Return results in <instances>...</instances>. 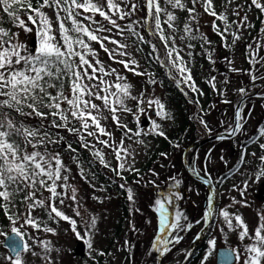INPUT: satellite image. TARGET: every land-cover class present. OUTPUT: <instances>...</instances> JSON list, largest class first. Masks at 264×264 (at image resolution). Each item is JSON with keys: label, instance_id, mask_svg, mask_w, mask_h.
<instances>
[{"label": "snow or ice", "instance_id": "1", "mask_svg": "<svg viewBox=\"0 0 264 264\" xmlns=\"http://www.w3.org/2000/svg\"><path fill=\"white\" fill-rule=\"evenodd\" d=\"M224 5L223 10L217 11L215 0H143L142 4L138 0H0V214L6 218L10 228L8 232L0 231V236L4 237L0 246L7 250V254L0 256V264H29L27 257L39 258L42 264H60L52 253L59 256L61 249L54 247L52 241L44 236L58 235L49 221L55 224L68 222L74 237L86 245L89 254L94 251L101 257L110 255L94 248V237L99 232L98 217L89 213L87 208L82 214L78 189L69 182L71 169L65 164L60 148L63 146L73 154V163L82 179H87L91 171L90 167L85 168L87 163L98 164L126 180L124 172L140 174L135 168L138 153L132 145H144L141 136L167 138L156 119L151 120L146 129L137 127L135 130L122 122L123 114H133L137 124L141 123L128 102L134 101L141 114L146 111L143 107L146 104L159 120H171L172 115L159 97L146 96L144 91L134 95V86L127 76L111 64L106 65L99 51H103L112 63L121 65L124 72L148 76V83L155 85L160 82L152 74L139 70V61L131 51L135 49L136 53H141L146 45L150 49L146 58L153 59L164 68L172 82L203 95L192 77L190 60L181 54L187 50L186 55L191 58L197 43L202 49L212 45L207 34L201 31L202 17H213V33L220 38L223 47L232 49L242 39V30L254 27L248 11L254 7L264 15V0H251L250 4L245 0L244 5L237 0H224ZM232 5H235L231 9V17L234 18L229 16ZM179 13H186L182 23ZM5 16L11 26H5ZM261 24V35L254 38L255 45L247 44L245 50L246 59L253 68L257 64L264 68V57L259 56L260 48L264 47L261 42L264 41V20ZM14 28L29 35L31 43L21 40L20 31H14ZM144 33L151 38H146ZM94 45H99V50ZM213 51L205 49V55L214 63ZM225 60L229 65L233 63L227 57ZM253 68L233 67L230 70L247 71L253 82L264 80V77L253 74ZM215 79L212 77L208 83L217 90ZM239 92L242 97L247 96L246 89L241 88ZM193 102L199 103L198 100ZM223 102L230 103L228 100ZM109 119L121 132L119 141L114 139L113 132L106 125ZM245 119L242 110H238L233 122L216 138L223 141L239 133L246 134ZM197 122L211 132L203 117ZM64 133L71 135L72 142ZM126 141L130 143L126 144ZM262 141L264 126L258 127L255 136H249L241 145L237 161L239 167L234 165L229 169L230 173L245 175L247 170L240 172V168L251 163L247 157L259 161L256 170L243 181L242 188L233 185L241 199L232 197V204L247 207L243 198L248 191V179L254 176L255 182H259L264 178ZM249 144L257 145L261 154L249 152ZM176 147L180 145L176 144ZM80 149L89 153V161L81 158ZM105 149L113 155L115 167L106 159ZM219 159L227 166L223 156ZM205 160L207 165H211L207 156ZM190 166L198 179L205 184L210 183L205 179L210 175L207 167L197 170ZM92 178L95 179L94 173ZM170 180L173 187L181 184L176 177ZM135 183L140 184L141 180L137 179ZM147 183L158 187L154 180ZM120 187L126 189L128 201L135 205L133 189L126 182ZM45 192L49 195L45 196ZM180 198L171 189L159 191L150 205L158 217L157 234L150 253L166 256L184 239L180 233L192 229L193 224L187 222L184 212L170 210L174 201ZM66 200L72 201L68 206H74V214L80 218L79 226L76 219L61 210ZM214 201V196L208 198L202 220L206 223L213 219L221 220L223 226L220 231L223 233L226 227L229 232L236 233L243 245L242 248H227L223 264H264V212H257L256 227L250 229L241 214L229 212L231 205L217 208ZM135 211L140 209L135 208ZM133 231H138L134 225ZM200 238V234L195 237L196 240ZM216 243L215 237L208 239L200 264H207L213 253L219 251ZM37 247L40 251H36ZM131 249L132 245L126 240L124 250L130 253L127 258L129 264L132 261ZM192 254L185 250L184 258Z\"/></svg>", "mask_w": 264, "mask_h": 264}, {"label": "rangeland", "instance_id": "2", "mask_svg": "<svg viewBox=\"0 0 264 264\" xmlns=\"http://www.w3.org/2000/svg\"><path fill=\"white\" fill-rule=\"evenodd\" d=\"M138 2L142 4L143 0H138ZM237 2L241 5L245 4V0H237ZM247 3L250 4L251 1ZM215 4L217 11L223 10V7L225 6L224 0H215ZM233 7H235V5H232L229 8L230 18H234L231 17V9ZM259 14V10L255 9L254 7L248 11L249 19L254 27L257 23ZM140 15H143V13ZM185 15L186 13H179L181 23L183 22ZM241 15H243V12H241ZM97 19L100 18L97 17ZM212 20L213 17L205 15L202 17L200 23L201 31L206 33L208 38L213 42L211 46L206 45L205 49H214L212 52V57L215 62L213 63L207 58L205 55V49H202L199 43H197L196 48L192 50L193 55L191 58L186 55L187 50L181 53L185 56L186 60H190L193 79L194 74L196 75V72L203 69L202 73H205V62H209L208 64L210 65V69L207 72L209 73L207 76L208 81L211 80L212 77L216 78L215 83L217 90H214L208 83L213 96L210 105L208 106L209 108L205 109V107H203L205 111L204 119L208 126H210V128L214 131H211L210 133L206 132L197 122V114H199L198 116L200 117L203 112L202 106L196 107L194 104L192 105V102L189 99L193 107V115L196 116L195 121L197 140L207 138L214 134L224 133L225 129L234 120V109L242 96L239 92V89H245V87L251 83H259L264 81L262 79H257L255 82H253L250 76L247 74V71L234 72L230 70L233 67L243 70L253 68V66L249 65L246 59L245 50L247 44L255 45V39L252 37L254 27L242 30V39L237 42L234 48L228 49L222 46L220 38L213 33L211 28ZM13 30L20 31L21 40L31 43V37L29 35H26L19 29L14 28ZM144 35L146 38H148L147 33H144ZM150 38L151 37H149V39ZM230 40L231 37H229V41ZM261 42L264 43V41ZM177 43H179V41H177ZM108 46L110 48L113 47L112 45ZM94 47L99 50V45H94ZM131 51H133L136 59L139 61V70L146 71L153 75L152 71L145 64L143 55L141 53H136L135 49H131ZM99 55L106 65L111 64L112 67L120 69L122 73L127 76L128 81L134 86V95H138L141 91H144L146 96L155 95L156 97H159L165 104L166 110L172 115L171 110L173 107L172 104L168 103L166 90L162 85L159 83L155 85L148 83V76H136L131 72H124L122 66L109 61L107 55L103 51H99ZM259 56L264 57V47L260 48ZM225 57L232 60L233 63L229 65L225 60ZM255 69H259V71H255ZM253 74L257 77H264V68H261L259 64L255 65L253 68ZM196 76L198 77L197 80H194L196 86L203 93L204 85L201 83V80L199 81V78L201 79V77L198 75ZM226 80L227 83H225ZM255 89H257V87L250 89V91ZM192 93L195 94V92ZM196 94L199 95L200 100H203V103L206 101L205 96L202 97V95L199 93ZM186 96L189 98L188 94H186ZM224 100H228L230 103H224ZM128 106L132 108L134 112L137 113V115H139V119L141 121V123L138 125L133 114H123L121 116L122 122L127 123L129 128L134 130L137 129V127L146 129L149 126L150 121L153 119H156L157 122L162 125L163 129H172L175 127L173 123V117L171 120H159V118L155 116L153 110L147 108L146 104L143 105L146 111L142 114L137 111V106L134 101H129ZM243 115L246 117L244 121L245 128L247 130L246 134L239 133L231 141H214L208 143L201 147L198 151V154L196 155L195 160L198 170L207 167L208 172L210 173V175H207V177L215 182H219L221 177L229 172V169H233V166L237 164L242 143H245L249 136H255L258 127L264 126V100L257 98L249 99L244 106ZM106 125L108 129L113 132L114 139L119 141L121 132L116 128L111 119L106 122ZM64 135L69 142H72L73 138L71 135H68L67 133H64ZM140 139L144 140V145H132V147L135 148L136 152L138 153L135 157V168L139 169V173L140 170L143 169L147 164L146 162L150 161L152 153L160 145L161 136L147 135L141 136ZM127 143L130 142L126 141V144ZM73 146L78 147L76 144ZM186 149L187 148H185V146H182L178 149V151L167 154L164 159L158 158L152 163L149 172L146 174L140 173L138 176L135 173L124 172L123 175L126 180H121L110 170L105 169L98 164L89 165L87 163L85 164V168L87 169L90 167L91 171L88 173L87 179H82L78 174L76 164L73 163V154L67 150H64L63 146H61L60 151L62 153V158L65 164H67L71 169L69 182L70 184L75 185V187L78 189L77 197L82 204V208L80 209L82 214H84L83 209L87 208L89 213L98 217L99 232L94 237V248L103 250L105 253H110V255L101 257L96 255V252L94 251L89 254V250L87 249L86 245L74 237L68 222L60 221L59 224H55L49 221V225L57 230L58 235L52 236L51 234H44V236L45 238L52 241L54 247L61 249L59 256H57L55 252L52 253L53 258L58 259L60 264H129V260L127 258L129 257L130 253L124 250V242L126 240L129 241L130 245H132L131 264H169L175 257L182 256L205 224V222L202 220V217L208 207V198L210 197V191L208 188L193 180L188 174L183 163V154ZM79 151L82 159L85 161H89L91 159L88 152L84 151L83 149H80ZM248 151L256 152L257 155L261 154L257 145L255 144H249ZM105 152L107 153L106 159L111 161L113 167H115L116 161L114 160L113 155L107 149H105ZM206 156L209 160H211V165H207V161L205 160ZM220 156H223L227 161V166H225V164L220 161ZM189 157L190 153L187 157L188 160ZM247 159L250 160L251 163L240 168V172H245V169L247 170L245 175L235 173L226 178V180H224L219 186L217 208H224L225 206L231 205V207L228 208L229 212L241 214L245 219V222L250 226V229H254L258 222L257 212H264V178H261L259 182H255L254 176L251 179H248V191L245 192L243 198L247 201V207H243L240 204H232L231 199L232 197H235L237 200L241 199L239 191L233 190V185L235 184L242 188L243 181L248 178V174H251L256 170V166L259 163L258 160L251 156L247 157ZM92 173L95 174V179L92 178ZM153 173H156V175H153ZM171 177H176L181 181L179 187L172 186L173 182L170 180ZM137 179L141 180L140 184L135 183V180ZM149 180H154L158 187L148 184L147 182ZM125 182L127 186L131 187L135 193V205L128 201L126 189H122L120 187V185ZM92 185H94V187ZM102 188L104 190H101ZM169 189L175 193H178L181 197L180 199L174 201V205L170 206V210L175 211L178 209L184 212L188 217L187 222L192 223L193 227L190 231L180 233V235L184 236V239L179 245H175L170 253L166 254V256H159L155 253H150L151 244L157 234L158 228L157 214L150 209V205L153 204L159 191L167 192ZM44 195L48 196L49 194L45 192ZM93 197H97L98 199H94ZM123 197H125L126 200L124 209L127 210V217L124 221L125 223L123 232L119 234V237L117 238V234H115V232L118 221L122 216L121 207ZM69 204H72V201L66 200L65 204L61 206V210L64 211L66 215L76 219L79 226L80 218L75 216L74 206L69 207ZM135 208H139L140 211H135ZM44 219L47 220V217L44 216ZM0 220L5 222V224L0 223V231L8 232L10 230L8 221L4 217H2ZM148 221H150V223ZM196 221L201 222L196 223ZM182 223H184V221H182ZM133 225L138 231H133ZM222 226V221L215 219V225L210 238L215 237L217 249L229 247L242 248L243 245L238 241L236 233L229 232L226 227L222 233L220 231ZM66 229L68 230L67 234H65ZM25 230L31 231L29 229ZM3 240L4 237L0 236V241ZM29 243L32 242L29 241ZM81 243L85 245V252L82 255H79L77 253V247ZM36 251H40V249L37 247ZM216 253L217 252L213 253L207 264H216ZM3 254H7V250L0 246V256ZM204 254L205 251L201 257H203ZM154 255L155 259H153ZM93 257H95V259H93ZM27 259H29V264H42L39 258L27 257ZM199 259L196 260V262L189 264H200L201 260Z\"/></svg>", "mask_w": 264, "mask_h": 264}, {"label": "trees", "instance_id": "3", "mask_svg": "<svg viewBox=\"0 0 264 264\" xmlns=\"http://www.w3.org/2000/svg\"><path fill=\"white\" fill-rule=\"evenodd\" d=\"M250 1L251 0H247V2H250ZM258 17L259 18H257V23H256L254 30H253V35H252L253 39H254V37L256 38V37H258V35H260V29L262 27L261 20L264 19V16H262L261 14H259ZM4 20H5V26L6 27L11 26L10 22L7 20L6 16L4 17ZM143 47H144V51L141 52V54L143 55V59L145 61V64L152 71L154 78L157 79V81L160 82L159 84L165 88L167 101H168V103L172 104L173 108H172L171 112H172V117H173V123L175 125V127H173L172 129H170V128L163 129L167 138L161 137L160 145L152 153L150 161H147L146 162L147 164L145 165V167L140 170L141 174H143V173L146 174L149 172V169H150V166L152 165V163L154 161H156L158 158L164 159V157H166L167 154L178 151V149L182 146H185V148H188L197 141V136H196L197 129H196V121H195L196 116L193 115L194 111H193L192 105L194 104L196 107L202 106L203 112H202V115L200 117H203V119H204L205 111H204L203 107H205V109L209 108L208 106L210 105V102H211L213 96L211 93L212 91H210L211 89L208 85V78H207V76L209 75V73H207V72L210 69V65L208 64L209 62H205V64H206L205 65V67H206L205 73H202L203 69L201 71L196 72V75L201 77V79L199 78V81L201 80V83H203V85H204V91H203L202 97L205 96L206 101L203 103V100H200L199 95L196 93L193 94L189 88L187 89L185 86H182L183 89L185 88V90L181 91L180 88L177 86V84L172 82V80H170V78L166 75V70L164 68H162L159 64H157L153 59L146 58V55L150 51V49L146 45H144ZM243 48H245V47H243ZM228 54H229V52H228ZM192 75H193V73H192ZM196 75L194 74V80L198 79V77ZM186 94L189 95V98H187ZM189 99L191 100L192 105H191V102L189 101ZM196 100L199 101L198 104L193 102ZM196 112H197V110H196ZM198 115L199 114H197V118L199 119L200 117ZM208 127L210 128V126H208ZM211 131H214V130L211 129ZM206 132H208V131H206ZM227 141H231V140H227ZM217 142H221V140H219ZM224 142H226V141H224ZM176 144H179L180 147L177 148ZM242 144H244V142ZM162 153H164L166 155H162ZM236 166L239 167V165H237V164H236ZM231 175H233V173H230V172H227L226 174H224L221 177V180L219 182H215L216 186L219 187L222 184V182L226 178L230 177ZM122 201H123L122 207H121L122 216L120 217V219L118 221V225H117L116 232H115V234H117L116 235L117 238L119 237V234H121L123 232L124 223H125L124 221L127 217V210L124 209L125 208V201H126L125 197H123ZM2 217H3L2 214H0V219ZM0 223L5 224V222L2 220H0ZM205 249H206V246H204L199 252L196 253L195 261L197 259H199V257L202 256Z\"/></svg>", "mask_w": 264, "mask_h": 264}, {"label": "water", "instance_id": "4", "mask_svg": "<svg viewBox=\"0 0 264 264\" xmlns=\"http://www.w3.org/2000/svg\"><path fill=\"white\" fill-rule=\"evenodd\" d=\"M252 85H249L247 86L245 89L247 91V96L246 97H241V99L239 100V102L237 103L236 107H235V113L238 111V110H243V107H244V104L245 102L247 101L248 98L250 97H261V98H264V94H259V92L263 89L264 87V82H262L260 84V88L256 91V92H252V93H248V89L251 87ZM234 118H235V114H234ZM223 134V133H222ZM217 134L214 135V136H211V137H208L206 139H203V140H199L197 142L194 143V145L189 148L185 154H184V163H185V166H186V169L188 171V173L190 174V176L204 184L206 187L209 188V190L211 191V195L215 197V205H216V187L214 186V184L210 181L209 184H205L203 183V181L201 179H198L194 174H193V171H192V167L190 166V164L192 166H195L196 167V164H195V156L197 155L199 149L210 143V142H213V141H216L218 140L217 138ZM235 136H233L232 138H234ZM231 138V139H232ZM225 140H229V139H225ZM192 150V153H191V156H190V159L189 161L186 160V156L188 154V152ZM205 179H207L205 177ZM213 224H212V220L205 223L204 227L202 228V230L200 231V239L199 240H194L193 243L189 246V248L187 249L188 251H191L193 254L188 257L187 259L184 258V256L182 257V260L180 262V264H187L190 259L192 258V256L194 255L195 251L197 249H199L200 247L203 246V244L206 242V240L208 239L209 235L211 234V228H212ZM226 249H219L218 253H217V264H223V254L225 252ZM85 252V245L83 243H81L80 245H78L77 247V253L79 255H82L83 253Z\"/></svg>", "mask_w": 264, "mask_h": 264}, {"label": "bare ground", "instance_id": "5", "mask_svg": "<svg viewBox=\"0 0 264 264\" xmlns=\"http://www.w3.org/2000/svg\"><path fill=\"white\" fill-rule=\"evenodd\" d=\"M180 260H181V256H177L169 264H178L180 262Z\"/></svg>", "mask_w": 264, "mask_h": 264}]
</instances>
